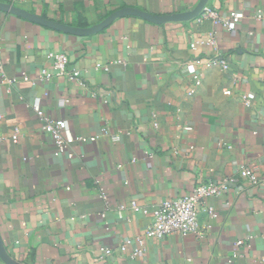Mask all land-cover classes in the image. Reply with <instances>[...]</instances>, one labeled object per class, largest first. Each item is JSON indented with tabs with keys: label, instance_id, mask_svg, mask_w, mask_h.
Here are the masks:
<instances>
[{
	"label": "crops",
	"instance_id": "1",
	"mask_svg": "<svg viewBox=\"0 0 264 264\" xmlns=\"http://www.w3.org/2000/svg\"><path fill=\"white\" fill-rule=\"evenodd\" d=\"M199 1L0 3L84 29L125 8L167 16ZM206 8L218 17L156 24L128 16L89 36L0 11V234L13 259L264 264V0H210ZM52 53L67 55L81 83L43 77L55 74ZM4 77L17 82L3 84ZM251 94L247 106L242 97ZM43 118L67 121L69 134L83 139L71 145L72 158L55 155ZM241 167L253 169L260 184L240 181L210 199L216 217L201 215L204 239L145 236L164 201L238 178Z\"/></svg>",
	"mask_w": 264,
	"mask_h": 264
},
{
	"label": "built area",
	"instance_id": "2",
	"mask_svg": "<svg viewBox=\"0 0 264 264\" xmlns=\"http://www.w3.org/2000/svg\"><path fill=\"white\" fill-rule=\"evenodd\" d=\"M218 15L214 11H210L205 8L202 14L199 16V20L207 18H217ZM232 21L229 22V29H235L239 22V17L235 14L232 15ZM195 45H192L194 48ZM49 59L53 63V69L55 74L52 75L46 71L43 73V77L46 80H51L54 76L65 77L69 81L81 83L80 73L78 71L69 70V58L64 53H52L49 55ZM218 63L227 69V64L224 61H218ZM191 73H195L194 69L190 70ZM4 75V62L0 56V76ZM26 80V78H25ZM17 82V79L3 78V84L13 85ZM196 85H200V81L197 80ZM193 92V91H192ZM225 95H231V91H225ZM244 103L247 106H251L255 96L253 94L242 97ZM3 118L0 115V120ZM41 130L52 140L54 145V153L56 156H67L72 158L73 155L70 152L71 145L76 141H82V138L75 139L69 134L68 123L65 120H52L49 118L42 119ZM19 132L11 137L13 144L18 143ZM5 141V139H0V142ZM242 182H247L251 185H259L260 181L253 169L247 167H241L239 171L238 178H228L221 180H212L205 183L198 184L193 191L185 197L169 199L164 201L158 210L154 213L153 224L146 230V237L149 239L163 240L166 237L172 235H178L181 237L193 236L197 239H204L206 236L205 229L202 228L200 223V217L203 213H206L210 218H215L216 213L213 207L208 203L212 198H218L223 196L229 191L232 184ZM97 184H100L97 181ZM101 198L104 201H108V197L101 192ZM133 209H137L135 202L131 203ZM124 210V207H121ZM148 213V211H144ZM105 219V215H102ZM142 243V240L140 241ZM243 242H239L241 245ZM120 249L122 253L127 252V242L121 244ZM102 255H107L109 252L107 248H101Z\"/></svg>",
	"mask_w": 264,
	"mask_h": 264
},
{
	"label": "water",
	"instance_id": "3",
	"mask_svg": "<svg viewBox=\"0 0 264 264\" xmlns=\"http://www.w3.org/2000/svg\"><path fill=\"white\" fill-rule=\"evenodd\" d=\"M209 1L210 0H200L196 8L193 9L192 11L178 13L174 15H167V16H154V15L148 14L138 9L125 8V9H122V10H119L113 13L108 18H106L103 22L93 27L84 28V29L75 28V27H71L65 24H61V23H57L54 21L44 19L42 17L31 14L25 10L19 9L10 4L0 3V11L17 15L29 21H32L40 25H43V26H46V27H49V28H52L58 31H62L65 33L74 34L78 36H89V35H93V34L103 31L104 29L109 27L112 23H114L117 19L128 17V16L139 17V18H142L144 20H147L149 22L156 23V24H164L168 22H176V23L188 22V21L198 18L202 14L203 10L206 8ZM0 259L4 264H24V263L16 261L15 259L11 257L7 248L4 245L1 234H0Z\"/></svg>",
	"mask_w": 264,
	"mask_h": 264
}]
</instances>
